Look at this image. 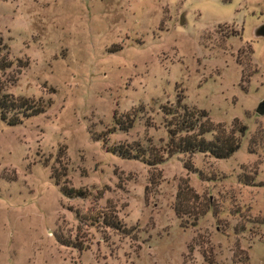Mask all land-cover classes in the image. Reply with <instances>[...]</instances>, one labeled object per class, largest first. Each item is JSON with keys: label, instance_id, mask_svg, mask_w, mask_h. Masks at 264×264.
I'll return each mask as SVG.
<instances>
[{"label": "rangeland", "instance_id": "1", "mask_svg": "<svg viewBox=\"0 0 264 264\" xmlns=\"http://www.w3.org/2000/svg\"><path fill=\"white\" fill-rule=\"evenodd\" d=\"M262 24L264 0H0V39L26 64L0 82L45 105L0 121V264H264ZM178 97L244 124L238 150L155 167L106 150L163 153ZM185 184L198 198L177 216Z\"/></svg>", "mask_w": 264, "mask_h": 264}, {"label": "trees", "instance_id": "2", "mask_svg": "<svg viewBox=\"0 0 264 264\" xmlns=\"http://www.w3.org/2000/svg\"><path fill=\"white\" fill-rule=\"evenodd\" d=\"M9 56L8 48L0 39V75L4 76L13 66H16L18 71L26 67V64H20L17 60L15 65ZM4 88V84L0 82V121L3 123L16 126L45 111V105L39 101L25 97H14L6 93ZM182 100L183 97H178L176 105L173 107H162L169 135L168 147L163 153L157 154L155 150L150 152V150H144L139 145L137 148L116 145L108 147L106 150L123 159L139 160L150 167H155L163 162L165 153L168 156L174 153H201L209 154L215 159H226L238 150L239 139L247 132V127L244 124L235 119L232 122V127L226 129L222 124L211 122L205 111L189 108L182 103ZM123 118V121L119 117L115 118V124L120 130L127 131L132 127L134 120L126 116ZM208 133L212 134V139L204 137ZM254 143V137H251L248 142L249 153H256L252 148ZM64 192L73 195L72 190L67 188H64ZM84 194L83 191L75 192V195L79 197H83ZM197 198V194L188 184L180 187L174 206L176 215L178 216L183 211L186 212L187 202ZM102 221L116 231L122 229L121 223L115 215H103Z\"/></svg>", "mask_w": 264, "mask_h": 264}, {"label": "water", "instance_id": "3", "mask_svg": "<svg viewBox=\"0 0 264 264\" xmlns=\"http://www.w3.org/2000/svg\"><path fill=\"white\" fill-rule=\"evenodd\" d=\"M184 18L183 16L180 19L181 24L183 23ZM255 37H263L264 38V24L260 25L256 31H255ZM256 114L259 116H264V100H262L257 109H256Z\"/></svg>", "mask_w": 264, "mask_h": 264}]
</instances>
